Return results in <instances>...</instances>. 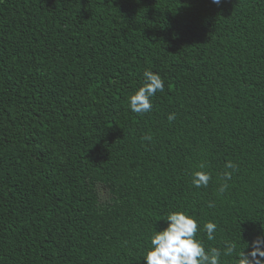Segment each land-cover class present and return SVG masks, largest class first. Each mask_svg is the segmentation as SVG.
Wrapping results in <instances>:
<instances>
[{
  "label": "trees",
  "instance_id": "1",
  "mask_svg": "<svg viewBox=\"0 0 264 264\" xmlns=\"http://www.w3.org/2000/svg\"><path fill=\"white\" fill-rule=\"evenodd\" d=\"M177 210L264 236V0H0V264H145Z\"/></svg>",
  "mask_w": 264,
  "mask_h": 264
},
{
  "label": "clouds",
  "instance_id": "2",
  "mask_svg": "<svg viewBox=\"0 0 264 264\" xmlns=\"http://www.w3.org/2000/svg\"><path fill=\"white\" fill-rule=\"evenodd\" d=\"M212 3L219 5L221 0H212ZM143 76L144 84L129 98L130 111L138 114L149 113L153 107L151 98L165 90V81L158 73L146 69ZM167 118L172 121L176 115L170 113ZM227 167L233 165L229 163ZM230 178V173H225V180ZM210 179L211 174L205 171L192 174V184L197 188L207 187ZM227 186L226 183L222 185L220 192H224ZM164 221L167 226L159 231L154 228L150 237L151 248L143 257L145 264H221L222 256L234 255L238 264H264V236H258L251 242L250 251L243 249L237 252V245L228 242L222 252L216 247L206 249L202 240L197 238V233L203 231L208 240H214L217 230L214 222H206L201 229L198 220L182 210L170 212Z\"/></svg>",
  "mask_w": 264,
  "mask_h": 264
}]
</instances>
